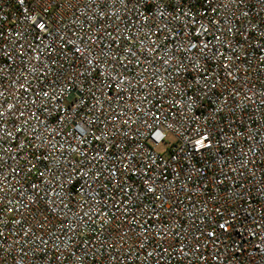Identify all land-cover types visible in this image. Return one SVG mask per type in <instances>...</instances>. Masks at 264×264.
Segmentation results:
<instances>
[{"label": "built area", "instance_id": "1", "mask_svg": "<svg viewBox=\"0 0 264 264\" xmlns=\"http://www.w3.org/2000/svg\"><path fill=\"white\" fill-rule=\"evenodd\" d=\"M0 264H264V0H0Z\"/></svg>", "mask_w": 264, "mask_h": 264}, {"label": "rangeland", "instance_id": "2", "mask_svg": "<svg viewBox=\"0 0 264 264\" xmlns=\"http://www.w3.org/2000/svg\"><path fill=\"white\" fill-rule=\"evenodd\" d=\"M174 142V138L172 135H168L167 136V143L166 144H163L161 145L159 148H158V151H163L164 149H166L170 144H172Z\"/></svg>", "mask_w": 264, "mask_h": 264}]
</instances>
